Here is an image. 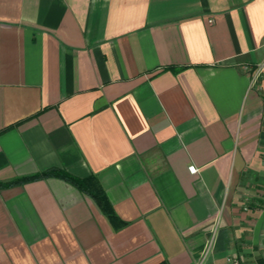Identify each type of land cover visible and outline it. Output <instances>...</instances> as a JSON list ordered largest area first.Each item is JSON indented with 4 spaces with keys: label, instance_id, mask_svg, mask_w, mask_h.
<instances>
[{
    "label": "crops",
    "instance_id": "0c3cea01",
    "mask_svg": "<svg viewBox=\"0 0 264 264\" xmlns=\"http://www.w3.org/2000/svg\"><path fill=\"white\" fill-rule=\"evenodd\" d=\"M201 259L264 261V0H0V264Z\"/></svg>",
    "mask_w": 264,
    "mask_h": 264
},
{
    "label": "trees",
    "instance_id": "16d2710c",
    "mask_svg": "<svg viewBox=\"0 0 264 264\" xmlns=\"http://www.w3.org/2000/svg\"><path fill=\"white\" fill-rule=\"evenodd\" d=\"M45 177L62 178L64 180L72 183L73 185H75L80 190H83V191L91 194L102 206H104V208L108 207L107 199H106L104 193H102L101 189H95L92 186L93 177H91V176L86 177V178L76 177V176L68 173L66 170L61 169V168L47 169L45 171L36 173L34 175L25 176V177H22L21 179H17V180L11 181V182H15L18 180H25V181L26 180H33V179L45 178ZM262 264H264V261H262Z\"/></svg>",
    "mask_w": 264,
    "mask_h": 264
},
{
    "label": "built area",
    "instance_id": "2783aa9c",
    "mask_svg": "<svg viewBox=\"0 0 264 264\" xmlns=\"http://www.w3.org/2000/svg\"><path fill=\"white\" fill-rule=\"evenodd\" d=\"M262 68H263V65H259L258 66V69H256V73L254 74L253 80L256 79L257 75L260 73ZM189 170L190 171H195V167L194 166H189ZM209 247H210V245L207 247L206 251L208 250ZM206 251H205V254H206ZM196 264H204L203 259H201V261H199ZM230 264H238V262L236 260H230Z\"/></svg>",
    "mask_w": 264,
    "mask_h": 264
}]
</instances>
